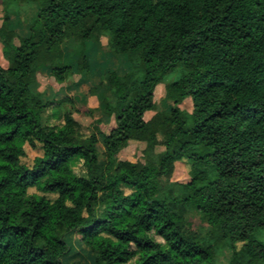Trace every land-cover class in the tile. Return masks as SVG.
Listing matches in <instances>:
<instances>
[{"label": "trees", "instance_id": "trees-1", "mask_svg": "<svg viewBox=\"0 0 264 264\" xmlns=\"http://www.w3.org/2000/svg\"><path fill=\"white\" fill-rule=\"evenodd\" d=\"M3 2L0 264H65L75 232L95 264H220L224 247L228 264H264V0ZM31 3L39 11L20 36L8 11ZM101 35L130 64L99 93L116 123L103 159L99 126L83 134L71 111L45 123L48 104L33 90L44 67L59 83L74 74L68 38L78 41L77 73H87L86 42ZM159 86L169 109L155 101ZM132 140L146 144L144 162L118 158ZM26 143L43 150L31 166ZM184 160L190 180L163 186ZM190 211L207 232L190 227Z\"/></svg>", "mask_w": 264, "mask_h": 264}, {"label": "rangeland", "instance_id": "rangeland-1", "mask_svg": "<svg viewBox=\"0 0 264 264\" xmlns=\"http://www.w3.org/2000/svg\"><path fill=\"white\" fill-rule=\"evenodd\" d=\"M39 6L37 3L22 4L20 7L12 8L8 11L10 17V28L15 30L20 36H26L29 32V24L37 16ZM5 4L0 0V27L4 20ZM18 43L15 39L14 44ZM78 41L73 38H68L63 44L64 62L74 67V74L64 83H59L50 75L47 67L42 68L36 76L33 84V90L40 92L42 99L48 104L43 113L44 122L51 125H60L64 122V113L71 111L73 116L81 124L83 134H90L95 130L96 125L99 126L97 148L100 153V159H103L104 145L103 137L112 128L115 127V117H109L105 114L104 109L100 105L99 93L105 92L104 84L106 75L109 72H126L130 69V64L124 55L114 52L108 42V37L101 35L97 40L86 42V53L89 58V70L81 75L77 73V55L75 47ZM0 64L7 67L8 62L3 54V44L0 41ZM177 74L168 76L167 80L175 79ZM113 102L114 99L110 97ZM155 101L158 106L163 109H169L172 102L165 98V90L163 86H159ZM181 107L191 111L193 102L191 98H187ZM155 112L149 111L146 114V119H149ZM97 123V124H96ZM146 144L139 141H130L128 146L119 154L118 158L131 161H145L144 149ZM26 156L22 158V162L28 166L33 164L36 156L42 155L43 150L39 143L36 147L30 144L25 145ZM77 173L83 170L82 163L78 162L75 167ZM190 180V164L187 161L176 162L174 172L170 178H163L162 185L165 187H173L176 182H187ZM126 193L131 190L124 188ZM31 193H39L38 190L32 188ZM51 198H55V194H47ZM186 219L193 230L205 233L208 226L204 223L199 215L194 211L188 212ZM160 239L159 237H157ZM66 239L71 243V252L64 258L65 264H95L94 254L84 245L80 243V235L75 232L66 236ZM242 243H238L240 248ZM232 256V250L224 247L218 252L217 260L220 264H228Z\"/></svg>", "mask_w": 264, "mask_h": 264}]
</instances>
